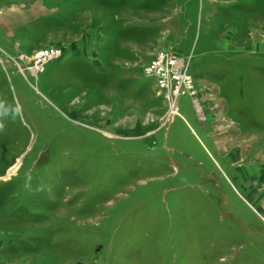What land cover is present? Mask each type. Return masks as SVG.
Here are the masks:
<instances>
[{"label":"rangeland","instance_id":"374dc122","mask_svg":"<svg viewBox=\"0 0 264 264\" xmlns=\"http://www.w3.org/2000/svg\"><path fill=\"white\" fill-rule=\"evenodd\" d=\"M0 264H264V0H0Z\"/></svg>","mask_w":264,"mask_h":264},{"label":"built area","instance_id":"2783aa9c","mask_svg":"<svg viewBox=\"0 0 264 264\" xmlns=\"http://www.w3.org/2000/svg\"><path fill=\"white\" fill-rule=\"evenodd\" d=\"M58 54H59V52L55 47L49 46V47L40 48V49L36 50L34 53L33 67L28 68V69L22 68V69H20V71L22 73H24L27 70V71H29V73L31 72L32 74H36L37 72H43L44 71V62L45 61H52L53 59H55L58 56ZM177 59H180V58H177ZM165 60H166L165 55H163V54L160 55L156 62L153 61L154 65H148L147 67H145V70L143 71L144 75L146 77L153 78L155 81V86L157 88H159L160 86L165 87V82H164L161 74L165 75L167 78H170L169 76L171 75V77H172L171 82L173 83V79H174V83H175L174 85L178 87L177 92L180 91L179 87H180L182 81H185L186 86H188V85L191 86V83H189L188 75H183L182 73H178V70H177V73H173L171 68L173 67V65L174 66L176 65L175 62L166 61L167 64L164 65Z\"/></svg>","mask_w":264,"mask_h":264},{"label":"bare ground","instance_id":"6f19581e","mask_svg":"<svg viewBox=\"0 0 264 264\" xmlns=\"http://www.w3.org/2000/svg\"><path fill=\"white\" fill-rule=\"evenodd\" d=\"M171 106H172V109H174V110H175V108H174V106H175V105H174V104H172ZM171 113H175V112H173V111H172ZM171 113H170V114H171ZM19 162H20V160H19ZM19 162H18V160H17L16 164L10 168V173H13V172H15V169L17 168V166H18Z\"/></svg>","mask_w":264,"mask_h":264}]
</instances>
